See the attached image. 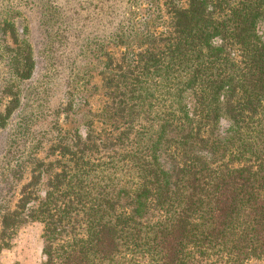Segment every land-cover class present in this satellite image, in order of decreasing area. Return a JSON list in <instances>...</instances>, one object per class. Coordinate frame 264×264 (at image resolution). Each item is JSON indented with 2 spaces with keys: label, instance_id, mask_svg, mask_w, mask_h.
Instances as JSON below:
<instances>
[{
  "label": "trees",
  "instance_id": "1",
  "mask_svg": "<svg viewBox=\"0 0 264 264\" xmlns=\"http://www.w3.org/2000/svg\"><path fill=\"white\" fill-rule=\"evenodd\" d=\"M103 5L101 105L11 167L0 253L39 223L37 264H264V0ZM15 32L0 131L35 69Z\"/></svg>",
  "mask_w": 264,
  "mask_h": 264
},
{
  "label": "rangeland",
  "instance_id": "2",
  "mask_svg": "<svg viewBox=\"0 0 264 264\" xmlns=\"http://www.w3.org/2000/svg\"><path fill=\"white\" fill-rule=\"evenodd\" d=\"M103 6V0H0V88L9 79L6 48L16 47L12 37L1 34L6 21L14 24L18 43L30 45L35 60L31 78L18 83L21 105L0 131V215L18 197L19 185L8 175L11 167L25 158L44 156L58 117L68 128L74 120H85L87 110L101 105L97 47L103 32ZM0 101L3 111L7 100L0 95ZM10 140L11 164V159L3 157ZM41 230L39 223L17 230L10 247L1 251L0 264H37Z\"/></svg>",
  "mask_w": 264,
  "mask_h": 264
}]
</instances>
